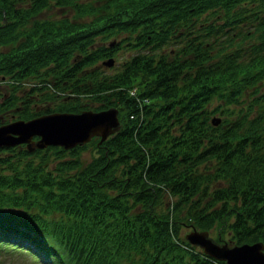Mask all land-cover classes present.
Listing matches in <instances>:
<instances>
[{
  "label": "trees",
  "instance_id": "obj_1",
  "mask_svg": "<svg viewBox=\"0 0 264 264\" xmlns=\"http://www.w3.org/2000/svg\"><path fill=\"white\" fill-rule=\"evenodd\" d=\"M95 1L0 0L4 119L115 106L120 120L70 148L0 146V253L37 264H226L181 228L264 242V0ZM49 5L67 11L40 17ZM116 31L146 49L107 74L118 42L95 38ZM214 98L222 105L210 109ZM87 145L95 154L82 162Z\"/></svg>",
  "mask_w": 264,
  "mask_h": 264
},
{
  "label": "water",
  "instance_id": "obj_2",
  "mask_svg": "<svg viewBox=\"0 0 264 264\" xmlns=\"http://www.w3.org/2000/svg\"><path fill=\"white\" fill-rule=\"evenodd\" d=\"M113 62L112 57L103 61L108 66ZM218 121V118H213V122ZM119 126L118 108L115 106L100 110L42 113L31 118H17L0 124V146L25 143L29 150L49 144L70 148L96 135L101 140ZM185 238L190 243L198 245L208 255L223 259L226 264H264V242L260 240L241 244L220 243L209 235L208 230L196 228L188 230Z\"/></svg>",
  "mask_w": 264,
  "mask_h": 264
},
{
  "label": "rangeland",
  "instance_id": "obj_3",
  "mask_svg": "<svg viewBox=\"0 0 264 264\" xmlns=\"http://www.w3.org/2000/svg\"><path fill=\"white\" fill-rule=\"evenodd\" d=\"M94 2H97V1L94 0ZM65 11H67V10H60L55 5H49L47 8L42 10L40 17H42V18H59L63 15V13H65ZM69 13H70V15L72 14V12H69ZM69 13H67V14H69ZM204 17H205L204 15H201L199 17L198 23L201 21L204 22ZM89 18H90V16H84L82 19L87 20ZM219 22L221 23L222 21H219ZM217 25H218V23H215V28L217 27ZM196 27H197V24H196L195 28ZM132 38H133L132 33H126V32H121V31H116L112 34H109L105 39H101V37L95 38L96 42H100L103 44H106V43H108L107 41H111L113 39H115L118 42V48L112 54V57L114 58V63L110 66H103L101 68L105 73H107V74L114 73L115 71L119 70V68L121 67V64L123 63V61L125 59H128L130 56H132L133 54H135L139 50H145L146 49L144 47L136 48L134 46H131L130 40ZM177 41L178 40L171 41L169 43V45H167L165 51L170 52V53L173 52L171 54H174V51L176 52L177 47H179V45H180V43H178ZM100 75H103V73L101 72ZM3 88H4V86L0 85V94L5 91ZM245 93L241 96L242 98H245V97L247 98V95ZM33 101L37 103L36 105H38V107H40L42 104H44L40 100V98L39 99H33ZM219 101H220L219 98H214L211 101V106L209 108L210 109H216V108H212V106H215L217 103L222 105V103ZM89 103H91V102H89ZM91 109H93V108H91ZM19 111H17L14 114L15 117L19 116V113H18ZM212 116L221 117L222 115L220 114L219 109H217L215 112H213ZM50 151H52V150H50ZM94 154H95V150H94L93 146L87 145L80 150L79 157H80L82 162H86V161L90 160L94 156ZM69 156L70 155L67 153L66 157H69ZM47 159L48 160L46 162V167L52 168L53 167V159H54L53 153H50V156ZM37 160L39 162L40 158L37 157ZM190 229L191 228L184 225L180 231L181 236L184 237V234ZM208 231L210 233V236L215 237V230L214 229H210ZM225 236H226V237H224L225 241L220 240L219 241L220 243L229 242V241H227L228 236L227 235H225ZM229 243H231V242H229ZM0 264H37V263L33 262L28 254H21L20 252L15 251V252H9V253H7V252L0 253Z\"/></svg>",
  "mask_w": 264,
  "mask_h": 264
},
{
  "label": "flooded vegetation",
  "instance_id": "obj_4",
  "mask_svg": "<svg viewBox=\"0 0 264 264\" xmlns=\"http://www.w3.org/2000/svg\"><path fill=\"white\" fill-rule=\"evenodd\" d=\"M171 53H173V52H171ZM8 98V93L7 92H3V93H1L0 94V102H1V99L2 98ZM11 102V101H10ZM10 102H9V104H10ZM32 102H34L33 100H32ZM15 107H20V100H18L17 101V104L15 105ZM9 110V109H8ZM7 110V111H8ZM0 117H1V121H0V124H2V123H7V122H9V121H12V120H15V119H17V117H15V115H14V112H12L11 111V113H10V116L8 117V119H4L5 117L2 115V114H0ZM35 138V137H34Z\"/></svg>",
  "mask_w": 264,
  "mask_h": 264
},
{
  "label": "built area",
  "instance_id": "obj_5",
  "mask_svg": "<svg viewBox=\"0 0 264 264\" xmlns=\"http://www.w3.org/2000/svg\"><path fill=\"white\" fill-rule=\"evenodd\" d=\"M133 93V91H131Z\"/></svg>",
  "mask_w": 264,
  "mask_h": 264
}]
</instances>
